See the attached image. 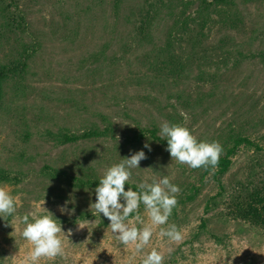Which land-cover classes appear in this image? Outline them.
I'll list each match as a JSON object with an SVG mask.
<instances>
[{
	"label": "rangeland",
	"instance_id": "1",
	"mask_svg": "<svg viewBox=\"0 0 264 264\" xmlns=\"http://www.w3.org/2000/svg\"><path fill=\"white\" fill-rule=\"evenodd\" d=\"M231 2L207 11L200 0H0V66L22 58L27 64L23 80L4 83L0 109V168L19 180L0 183L16 198L14 216L0 217L1 264H29L32 246L21 235L20 218L43 207L72 235L63 258L38 264H141L142 254L120 244L107 218L90 209L94 190L70 185L72 178L100 179L107 167L140 150L147 158L129 182L168 175L179 195L192 184L200 189L185 207L183 240L161 238L157 228L144 253L155 247L164 264H172L181 247L187 257L178 264H264V232L233 220L228 204L234 188L261 176L253 160L264 165V150L255 157L238 149L217 197L210 175L199 181L203 168L177 163L149 139L130 141L140 129L154 127L160 136V124L183 123V112L198 140L222 145L228 133H240L264 149V0ZM148 9L152 20L141 38ZM108 124L107 137L66 145L46 134H81ZM45 166L64 176H43ZM212 197L216 205L205 211ZM65 201L75 209L71 216L59 211ZM85 214L95 218L80 219ZM201 220L205 233L191 247L184 242Z\"/></svg>",
	"mask_w": 264,
	"mask_h": 264
},
{
	"label": "clouds",
	"instance_id": "2",
	"mask_svg": "<svg viewBox=\"0 0 264 264\" xmlns=\"http://www.w3.org/2000/svg\"><path fill=\"white\" fill-rule=\"evenodd\" d=\"M183 123L163 121L159 135L167 141L166 151L172 160L189 168L215 169L223 153V146L218 141H202L187 126L188 117ZM144 148L151 151L149 144ZM143 150L136 151L130 157L122 158L118 163L107 167L95 187V203L90 204L96 214H103L109 221L108 228L115 238L124 246H132L134 254H142L141 264H164L165 255L153 247L149 252L144 249L149 245L154 231L169 241L179 243L183 240L181 229L175 223H169L173 209L178 205L179 186L172 183L168 175L153 176L136 185L137 190L125 185L131 180L132 170L140 168V162L146 159ZM69 201L59 206L61 214L69 216L75 209L67 207ZM144 206L145 215L140 214ZM16 213V198L6 185H0V217L5 220ZM24 225L21 235L31 244L28 257L29 264H38L42 259L56 260L65 256V239L72 235L65 232L61 222L45 207L26 213L20 218ZM92 222V221H89ZM79 228H84L80 224ZM167 227H161V226ZM171 249H169V252Z\"/></svg>",
	"mask_w": 264,
	"mask_h": 264
},
{
	"label": "trees",
	"instance_id": "3",
	"mask_svg": "<svg viewBox=\"0 0 264 264\" xmlns=\"http://www.w3.org/2000/svg\"><path fill=\"white\" fill-rule=\"evenodd\" d=\"M214 4H210L212 2H207L206 0H200L202 8L204 10H209L212 6H231L232 2L231 0H211ZM118 2V0H115V3ZM192 2V1H191ZM184 6L190 5V3H184ZM152 9H148L145 16L142 18L139 27H138V33L141 34V38H145V35L148 30V23L151 21L152 17L150 16ZM19 20H22V17L19 16ZM202 23V22H201ZM206 22L202 23L200 25V28H203L205 26ZM202 32V31H200ZM27 59V58H26ZM171 61L173 62V57L171 56ZM26 62L25 58L14 60L10 62L7 65H1L0 66V109L3 107V101H4V83L7 82V80L11 79H17V82L24 79V73L26 69ZM177 66L179 68H182V65L180 63H177ZM15 76V77H14ZM104 120V118H103ZM110 124V123H109ZM105 126L102 130H99L97 126H94L92 129H88L85 132H82L81 134H72L66 130H59L57 133H53L50 131H46V134L56 141L59 145H66V144H72L75 142H78L79 140H95L98 138H104L110 135L111 128L110 125ZM28 133L24 135V138H28ZM149 139L153 143L159 144V146L163 147L164 149L167 148V141L161 139L160 136L157 135V129L152 127L150 129H140L139 132L134 135V137L130 140L133 142V144H138L142 141V139ZM223 146V153L220 157L219 164L215 169L209 168L208 170H205L204 168L201 170L200 174V180L202 181L205 177L210 175L211 179L214 180L217 188V194L215 196H221L224 192L223 182L222 178L224 175L228 172L231 164H232V158L237 153L238 149L244 148L247 150L252 151L254 156L260 155V153L263 152V148L260 146L258 142H254L249 137H245L244 135L238 133H228L225 137V140L222 144ZM23 156V154H20ZM21 156V157H22ZM253 167L256 165H260L261 167V176L258 178H255L253 182H249L247 184H240L238 188H234L232 192L230 193V198L228 204H231V216L233 220L236 221H242L246 224H248L250 227L256 228L264 232V165L259 164L257 160H253ZM201 169V168H198ZM254 169V168H253ZM196 170V169H194ZM41 173L43 176H47L48 178H51L53 180L63 177L64 173L60 170L54 169L49 166L43 167L41 170ZM65 178V177H64ZM250 179L251 176H248ZM17 176H14L11 172L0 168V183L2 184H8V185H16L18 183ZM99 179L97 178H90L88 176L87 179H80V178H72L71 184L74 188H83V189H89L94 190L95 187L98 185ZM128 187L133 188V190L136 189V184L128 182V184L125 185V190L128 189ZM199 187H197L195 184L188 187L182 194L178 195V205L176 208L173 209L172 215L169 218V223H175L178 227H180V222L184 221V213H185V207L192 203L196 198L197 195L200 193ZM208 202L205 204V211L210 209L211 203L215 206L216 197L209 198ZM140 214L145 211L144 206L141 204L140 206ZM86 215V216H85ZM81 215L80 219H85L88 217H92L89 214ZM87 218V219H88ZM95 218V217H92ZM91 218V219H92ZM8 219V218H7ZM104 222V223H103ZM179 223V224H178ZM101 225H106V221L103 220L100 222ZM206 230V220H201L197 231L192 234L191 239L185 240L184 243L189 244L192 247V242L200 241V236L205 233ZM214 239L217 241V243H220L222 240L219 239L217 236H213ZM191 240V241H190ZM180 254V255H178ZM177 255V258L175 261L171 260L170 263L172 264H178L179 260H185L186 255L183 254L181 247H178L175 252L173 253V257ZM1 264V262H0Z\"/></svg>",
	"mask_w": 264,
	"mask_h": 264
}]
</instances>
